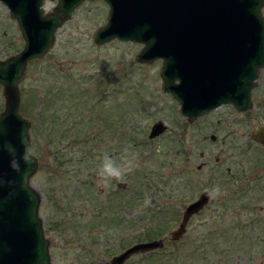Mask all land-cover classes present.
<instances>
[{
  "label": "rangeland",
  "instance_id": "374dc122",
  "mask_svg": "<svg viewBox=\"0 0 264 264\" xmlns=\"http://www.w3.org/2000/svg\"><path fill=\"white\" fill-rule=\"evenodd\" d=\"M54 5L52 0L43 1L44 11ZM260 9L264 18V4ZM106 12L104 0H84L77 5L57 27L53 43L43 56L27 61L24 76L18 83L20 111L30 120L29 150L37 159L29 181L41 196L38 215L48 239L49 264H108L110 256L126 246L147 240L140 232L156 224L163 232L157 236L163 239L161 247H164L159 254L163 256L179 247L181 241H188L178 259L186 262L190 245L195 243L196 228L218 211L225 220L236 216L245 221H262L259 227L251 225L256 246L249 253L234 252L228 264H264V147L250 138L252 128L264 125V66L259 69L252 88L250 108L238 111L232 104L224 103L188 121L179 113L177 101L161 89L159 59L150 63L136 61L134 54L141 44L134 41L112 38L95 43L92 40V33L105 21ZM22 43L15 19L0 2V59L19 50ZM82 89L90 99L86 104L79 103L76 94ZM3 100L0 85V110ZM53 102L63 119L54 133L43 129L54 116L50 112ZM128 111L133 115L131 135L136 143L132 149H128L126 138L125 145L114 146L121 131L115 124L124 123ZM89 114L96 117V123H107L99 122L103 126L99 136L105 137L96 144L100 152L109 150V155L119 164L127 149L135 157L133 170H143L149 177L139 200L133 204H127L126 200L116 204L109 208L112 214L102 209V204L110 202L108 197L117 194L116 190L131 183L133 170L123 182L111 180L102 186L97 174L102 163V159L98 161L101 158L98 152L93 156L96 166L89 175L86 170L76 169V174L69 177L70 162L58 169L51 152L53 146L48 141L50 135L58 136L56 132L61 129L69 140L61 143L65 153L62 157L73 158V151L74 156L79 155L76 151L88 146L82 142L72 146L69 143L73 142L72 135L84 133L79 128L80 120ZM44 117L48 121L39 122ZM74 119L77 126L68 122ZM158 119L166 127L150 138L149 128ZM36 126L39 128L32 147L31 131L35 132ZM98 146L94 147L98 150ZM217 187L221 195L210 196L205 206L189 218L184 234L174 243L169 240V231L176 227L184 206L202 189L211 192ZM123 193L127 199L128 190ZM225 198L230 201L222 203ZM95 206H100L102 211H97ZM158 207L165 209V218L149 216ZM224 223L222 226L227 225ZM227 244L223 245L224 249ZM143 253L132 254L121 264L150 263Z\"/></svg>",
  "mask_w": 264,
  "mask_h": 264
},
{
  "label": "water",
  "instance_id": "95a60500",
  "mask_svg": "<svg viewBox=\"0 0 264 264\" xmlns=\"http://www.w3.org/2000/svg\"><path fill=\"white\" fill-rule=\"evenodd\" d=\"M84 0H56L43 12L42 0H0L16 20L22 46L0 59V264H49L48 239L38 215L40 193L29 178L37 167L30 152V120L20 111L19 81L27 61L50 48L54 32ZM105 21L93 33L95 43L112 38L141 47L134 59H159L161 89L178 103L179 113L192 121L220 104L244 111L251 107V91L264 66V0H104ZM154 121L148 137L165 129ZM214 138V135H210ZM250 138L264 147V125L250 130ZM27 155V158H26ZM202 189L183 208L168 239H179L189 218L209 201ZM163 245L161 237L136 241L108 259L121 264L135 253Z\"/></svg>",
  "mask_w": 264,
  "mask_h": 264
},
{
  "label": "trees",
  "instance_id": "16d2710c",
  "mask_svg": "<svg viewBox=\"0 0 264 264\" xmlns=\"http://www.w3.org/2000/svg\"><path fill=\"white\" fill-rule=\"evenodd\" d=\"M76 94L79 96V103L82 102L83 104H86L88 100H90L88 96L84 93L83 89L76 92ZM90 96H92V93L89 94V97ZM75 101L76 100H74L73 103H75ZM51 106H52V110L50 112H52L54 116L49 119V123H47L43 129L54 133L55 128L61 125V121L63 119L61 118V115L59 113L60 110L55 108L56 105L54 102L51 103ZM69 112H71L70 109H69ZM130 112L131 111H128V113ZM130 114H127L126 116L127 118H125L124 123L122 122L120 124L119 121L116 122L115 126L121 128V131L117 133L118 141L117 142L115 141L114 146H117L118 144H120L122 147L123 145H125V138L128 144V149H132V147L135 146L136 143L134 140V136L131 135L133 134L132 133L133 125L130 122L133 119V115L132 114L130 115ZM64 119L66 121V117H64ZM45 121L47 122L48 120H45V117H44L39 122L44 123ZM95 121H96V117L90 114L87 115V117H83L80 120L81 125L79 128L82 129L84 133L72 135L73 138H71V140H73V142L69 144L72 146L76 142L78 143L82 142L88 147L84 150H81L80 152L76 151V153L79 154L76 156H74V151H73L71 153L73 155V158L71 159H69L70 157H67L66 159L62 157V155H64L65 153L61 150V147H62L61 143L67 139L66 138L67 133L65 131H62L60 129L58 130L59 131L58 133L56 132L58 136L50 135L48 137L49 144L53 146V149L51 150V152L54 154V161L56 162V166L58 169L61 168L62 165L65 166L66 163L70 162L69 164L71 165V167L68 169V175L69 174L75 175L77 171L76 169L86 170V172H88V175H89L90 170L92 168H95L96 166V165L94 166L93 164L94 162L93 156H95L99 152L101 154V158L98 159V161L103 159V155L105 153L100 152L101 151L100 147L96 145L99 142V139L104 140L105 138L103 137V135L99 136V132H101L103 128V126H101L100 123H102L103 121H99L100 123L99 122L96 123ZM68 122H70L72 126H77L78 124V121H76L75 119L74 121L68 120ZM105 123L103 122L102 124H105ZM94 125H96V127L98 126V129L93 128ZM34 126L35 125H32L33 128ZM40 127H41V124H40ZM38 128L39 127L36 126L34 130L35 132L31 131L32 147L36 141V132H38ZM76 139H78V141H76ZM67 141L69 140L67 139ZM121 142L123 143L121 144ZM94 146H98V150H97V147H94ZM108 151H106L107 154H109ZM73 164H77V166L73 167L74 166ZM143 172H144L143 170L135 168L132 171L133 176L134 175L135 176L131 178V183L125 186L124 188L125 190L120 189V190H123V192L128 190L127 199H125V193H123L122 191L118 189L116 190L117 194L115 195L113 194L112 197H108V201L110 202H107L106 204L104 203L102 204L104 205L102 206V209L112 214L111 209L109 208L115 206L116 204H122V202H125V200L127 204H133L134 201H137L138 197L143 194L142 190L145 188V186L147 188L148 181H149V177L146 176ZM84 181L82 182L89 183L86 180ZM75 193H77V191H75ZM118 195L120 196L118 197ZM116 197L118 199H115ZM226 201H230V200L228 198H225V200L222 201V203ZM95 208H97L96 209L97 211H102L100 206H95ZM164 210L165 209L163 207L155 208L153 210V213L150 214L149 216L150 217L164 216L165 218L166 217L165 215L167 213H165ZM170 216L173 217V215H170ZM222 217H223L222 212L218 211L215 214H213L209 220L201 223L200 227L196 228L195 236H194L195 243L193 245H190V252L187 253L188 260H186V262H184L183 260L179 261L178 259L180 255V250H182L184 247L187 246L188 241H185L184 243L183 241H181L180 243L181 245L179 247L170 249L165 254L163 253V256L162 254H159V252H161L160 250H162V248L164 247H159L151 251L145 252L143 253L144 254L143 256H145L144 259L146 258L148 259V262H150L148 264H228V261L229 262L232 261L231 256L233 255L234 252L237 251V252L249 253L250 250H252V247L254 245L256 246V242H257L255 234L251 232L252 227L253 228L259 227L262 221L252 220V219H247V221H245V219H241L236 216L225 220V219H222ZM107 219L108 221L106 222H109L110 218H107ZM224 221H225L224 224L225 225L227 224L226 226H222V223ZM165 222H168V219L165 220ZM161 230L162 228H160L158 224L146 226L142 229L139 235L145 239H150V238H154V237L161 235L163 233ZM239 241H241L242 243H239ZM174 242H176V240H173V243ZM225 242H228V244L226 245V248L224 249L223 245L225 244ZM190 243H191V240H190ZM154 255H157L155 256L156 258H154Z\"/></svg>",
  "mask_w": 264,
  "mask_h": 264
},
{
  "label": "clouds",
  "instance_id": "9594fccd",
  "mask_svg": "<svg viewBox=\"0 0 264 264\" xmlns=\"http://www.w3.org/2000/svg\"><path fill=\"white\" fill-rule=\"evenodd\" d=\"M27 158V155H26ZM135 157L128 154V150L125 149V155L122 157V162L117 163L111 155L105 153L103 155L102 163L97 169L98 177L102 186L107 185L111 180L123 182L127 173L131 172L134 167ZM212 198H216L221 195L220 189L217 187L211 192H207Z\"/></svg>",
  "mask_w": 264,
  "mask_h": 264
},
{
  "label": "flooded vegetation",
  "instance_id": "af4514ba",
  "mask_svg": "<svg viewBox=\"0 0 264 264\" xmlns=\"http://www.w3.org/2000/svg\"><path fill=\"white\" fill-rule=\"evenodd\" d=\"M43 1L44 0H42V4H41V6H42V8H43ZM52 2H55L56 3V0H52ZM83 2V1H82ZM43 12H47V11H44V8H43ZM16 21V20H15ZM17 24V23H16Z\"/></svg>",
  "mask_w": 264,
  "mask_h": 264
}]
</instances>
